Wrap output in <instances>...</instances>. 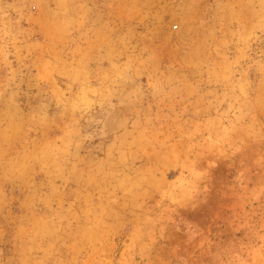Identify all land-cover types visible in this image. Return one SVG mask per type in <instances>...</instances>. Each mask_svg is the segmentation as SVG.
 <instances>
[{
	"label": "rangeland",
	"instance_id": "rangeland-1",
	"mask_svg": "<svg viewBox=\"0 0 264 264\" xmlns=\"http://www.w3.org/2000/svg\"><path fill=\"white\" fill-rule=\"evenodd\" d=\"M0 264H264V0H0Z\"/></svg>",
	"mask_w": 264,
	"mask_h": 264
}]
</instances>
